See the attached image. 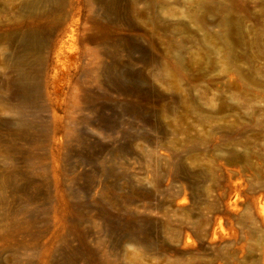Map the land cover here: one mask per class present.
<instances>
[{
    "label": "rangeland",
    "instance_id": "374dc122",
    "mask_svg": "<svg viewBox=\"0 0 264 264\" xmlns=\"http://www.w3.org/2000/svg\"><path fill=\"white\" fill-rule=\"evenodd\" d=\"M0 264H264V0H0Z\"/></svg>",
    "mask_w": 264,
    "mask_h": 264
}]
</instances>
